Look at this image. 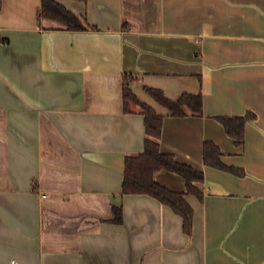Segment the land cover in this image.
I'll return each mask as SVG.
<instances>
[{
  "label": "crops",
  "instance_id": "0c3cea01",
  "mask_svg": "<svg viewBox=\"0 0 264 264\" xmlns=\"http://www.w3.org/2000/svg\"><path fill=\"white\" fill-rule=\"evenodd\" d=\"M55 1L94 28L0 0V264H264V0ZM123 76L163 116L159 150L203 173L189 233L169 206L121 193L145 138ZM146 88L200 94L202 113L171 116ZM246 112L236 145L217 118ZM205 141L243 175L205 165ZM153 179L186 190L175 173Z\"/></svg>",
  "mask_w": 264,
  "mask_h": 264
},
{
  "label": "trees",
  "instance_id": "16d2710c",
  "mask_svg": "<svg viewBox=\"0 0 264 264\" xmlns=\"http://www.w3.org/2000/svg\"><path fill=\"white\" fill-rule=\"evenodd\" d=\"M39 20H51L56 22L60 29L79 31L93 29L84 18L69 11L62 4L55 0H41L38 12ZM129 78L123 76V104L124 110L130 112V105L133 103L139 107L143 115L145 138L143 150L134 155L125 157L124 170L121 182L122 194H146L157 199L162 204L169 206L173 212L182 218L183 230L190 232L192 210L185 200L186 194H195L201 198V192L194 183L201 182L203 173L189 164L178 162L169 153L159 150V138L163 116L158 114L151 106L139 100L129 87ZM158 103L169 111L171 116H185L188 112L191 115H201L202 101L200 94L183 93L177 99L171 100L163 95L161 90L146 88ZM255 118L251 112L242 116L218 117L225 133L231 137L236 145H241L244 140V126L247 121ZM203 162L205 165L227 171L238 176L243 175V170L225 165L221 159L219 147L212 141H205L202 149ZM166 170L179 175L185 181L186 190L177 192L153 179V173L157 170ZM112 222L122 221L121 207H113Z\"/></svg>",
  "mask_w": 264,
  "mask_h": 264
},
{
  "label": "built area",
  "instance_id": "2783aa9c",
  "mask_svg": "<svg viewBox=\"0 0 264 264\" xmlns=\"http://www.w3.org/2000/svg\"><path fill=\"white\" fill-rule=\"evenodd\" d=\"M10 264H18V262L16 260H12Z\"/></svg>",
  "mask_w": 264,
  "mask_h": 264
}]
</instances>
